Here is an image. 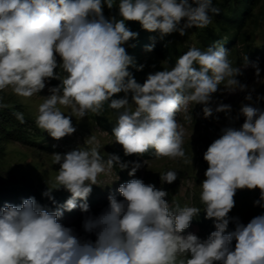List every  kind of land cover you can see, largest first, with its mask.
<instances>
[{"label": "clouds", "instance_id": "9594fccd", "mask_svg": "<svg viewBox=\"0 0 264 264\" xmlns=\"http://www.w3.org/2000/svg\"><path fill=\"white\" fill-rule=\"evenodd\" d=\"M105 5L111 10L116 0H0V90L10 87L14 94L31 98L47 87L50 94L39 105L35 124L55 140L75 133L72 117L82 120L89 111L99 114L108 103L111 109H123L112 134L125 156L142 157L154 150L156 158H184L185 129L177 113L201 105L204 118L230 115L232 106L219 103L214 108L213 97L221 86L229 94L247 91L237 79L243 72L232 66L229 51L217 41L206 50L190 47L174 66L138 83L129 71L135 63L125 44L139 33L126 22H139L163 39L206 28L220 9L213 0H119L118 19L105 17ZM153 47L146 46V51ZM248 66L259 78L258 61L245 56L244 67ZM57 69L66 75L61 77ZM52 80L60 83L49 86ZM121 92L123 98H113ZM244 99L249 103L242 102L237 115L243 116V124L222 128L203 153L208 167L200 201L205 218L215 227L207 239L184 234L200 214L198 207L172 206L167 191L141 179L119 184L116 191L123 199L110 193L105 210L85 217L83 229L95 234L94 242L64 226V211L76 209L78 201L83 213L90 212L87 200L101 173L131 164L128 174L134 176L142 166L122 162L116 154H108L105 162L98 142L90 137L86 143L95 147L53 154L58 174L55 185L42 195L55 202L53 190L70 193L56 210L49 211L35 197L19 206L0 207V264H264V214L246 225L229 216L237 190L258 189L254 206L264 207V109L251 103V92ZM58 105L70 108L71 114ZM13 115L25 122L23 113ZM177 176L169 170L160 180L171 184ZM230 220H235V230L229 232Z\"/></svg>", "mask_w": 264, "mask_h": 264}, {"label": "rangeland", "instance_id": "374dc122", "mask_svg": "<svg viewBox=\"0 0 264 264\" xmlns=\"http://www.w3.org/2000/svg\"><path fill=\"white\" fill-rule=\"evenodd\" d=\"M220 1L213 0V4ZM118 3L119 0L116 2L117 6L111 10L105 5V17L116 16L119 19ZM250 13L254 16L252 21L249 23L242 21L235 45L226 48L229 51L228 58L232 62V66L240 67L243 72L237 79L241 83L246 84L248 90L229 94L224 92L223 86H221V91L214 94L212 106L215 108L219 103L230 104L232 106L230 115L221 112L214 113L210 118H204L201 105H190L188 112L177 113L176 119L185 129L183 148L186 155L184 158H156L154 153H145L142 157L136 155L125 156L122 146L115 142V137L112 134V129L116 125L120 112L111 109L108 103H105L99 114L89 111L82 120L75 116L72 117L73 126L76 128L75 133L60 140L51 138L52 148L50 150H43L40 147H29L18 142H6V154L3 156L4 158L0 155V163L5 168L0 171V175L3 178L2 181H5L4 178H10L13 183L18 180L30 182L37 187L39 185L44 186L43 189L46 191L48 187L52 188L55 185V178L59 169V165L54 163L53 154L67 153L77 148L89 149L95 147V143L91 145L86 143L87 139L94 137L95 141L98 142L100 155L105 162L108 159V154H116L122 162H139L142 166L136 171L134 176H129L128 174L131 170V164L125 170L114 166L110 173H101L97 178L98 185H93L92 193L87 200L90 212L83 213L78 207L71 212L64 211L60 220L64 226L72 228L81 239L94 242L96 239L95 234L87 233L83 229L82 224L85 217L88 215H99L105 210L108 206L107 197L110 193H115L117 199H123L116 191L119 184L128 182L131 179H141L145 184H153L156 188L167 191L168 196L166 199L172 206L179 204L181 207H198L200 214L194 217L190 227L185 230L184 234L194 233L202 240L207 239L210 233L215 231V227L213 220L205 218L204 205L200 201V184L205 179L204 173L208 167L207 162L203 159V153L219 137L222 128L227 126L239 128L243 124V116L237 119V115L241 103H249L244 99L248 92H251L253 97L251 103L264 109V99L257 100L258 96L264 97V55L260 56L261 53H264V0H255ZM130 24L131 21L126 22V26L129 29ZM238 25L237 22L236 26ZM203 30L205 29L192 28L184 36H181L178 32L167 35L163 37V39L167 40V43H162V39V44H159L160 49L153 47L150 52L146 51V46L151 44L146 37V33L143 34L146 30L141 31L142 33L136 39L130 40L125 44L126 51L134 58L135 62V66L129 67L131 69L130 72L136 81L142 84L148 74L174 66L177 58L190 47L195 46L201 50H206L208 47L206 44L208 43L200 35V31ZM205 31L207 32V30ZM199 43L200 46H198ZM132 45L135 46L133 47ZM246 48L248 52H254L249 53L250 55L246 54ZM245 56L248 57L249 61H258L261 69L259 78L256 77L254 68L251 66L244 67ZM140 65L144 67L138 71L137 67ZM57 72L61 77L66 75L60 69H57ZM59 83V80H52L49 86L58 85ZM49 94L46 87L41 93L31 98H24L14 94L9 87L0 90V106L10 108L11 115L14 112H21L35 122V118L38 115V107L43 103L44 97ZM124 95L123 92L119 93L118 99L123 98ZM128 99L131 103V93L128 94ZM58 107L66 115L71 114L70 108L61 105H58ZM132 107L134 110L135 106L133 105ZM169 170L178 173L177 180L171 184L162 183L160 174ZM59 191L63 192L65 190L59 189L56 192ZM259 196L260 192L258 189L237 190L234 196L235 207L231 210L229 216L238 218L240 223L246 225L255 216L264 214V207L254 206V201L258 200ZM80 203L82 201L78 204ZM234 230L235 220H230L227 231ZM234 247L235 240L232 241V248L234 249Z\"/></svg>", "mask_w": 264, "mask_h": 264}, {"label": "trees", "instance_id": "16d2710c", "mask_svg": "<svg viewBox=\"0 0 264 264\" xmlns=\"http://www.w3.org/2000/svg\"><path fill=\"white\" fill-rule=\"evenodd\" d=\"M254 3L255 0H221L220 2L215 3L214 6L220 9L219 15H214L212 23L204 28L207 32L205 30L200 31L201 37H203V39L208 43L206 45L210 46L219 41L225 48H229L230 46L233 47L238 38L237 33L242 26V21L249 23L252 21V17H254L253 14L250 13V10L253 9ZM237 22L239 24L238 26H236ZM130 25L131 31L139 34L144 31L139 22L131 21ZM144 33H146V37L150 40L151 44L153 42L152 45L149 42L150 46L157 47L156 49H160L159 44L167 43L166 39L162 40L159 37L158 32L144 31L143 34ZM198 46H200V43ZM251 52L254 51L248 52V49L246 48V54ZM261 55H264V53H261L260 56ZM130 68L129 71L131 70ZM113 98L118 99V94H116ZM121 111H123V109L118 110V112ZM10 113V108L0 106V155L2 158H4L3 156L6 154V142H18L29 147H40V149L43 150H50V148H52V144L50 143L52 137L47 132L39 129L34 121L24 115L25 122L21 123L13 114L11 115ZM150 153H154V150H149L146 154ZM3 169L5 168H3V164L0 163V171ZM4 179L5 181L3 182V178L0 175V207L9 203L19 206L22 204L24 199L35 197L36 200L41 205L45 206L49 211H54L70 196V193L67 191H59V193L56 192L57 190H54L52 195L55 198V202H53L42 195L44 192V186L42 185L37 187L36 185H32L30 182L18 180L13 183L10 178ZM42 184L45 185L44 182H42ZM79 202L80 201H78V203ZM77 207L80 208L79 204Z\"/></svg>", "mask_w": 264, "mask_h": 264}]
</instances>
